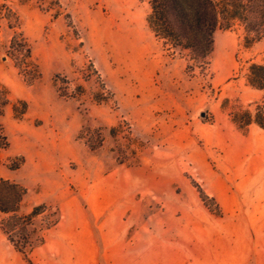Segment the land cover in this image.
<instances>
[{
    "label": "rangeland",
    "instance_id": "rangeland-1",
    "mask_svg": "<svg viewBox=\"0 0 264 264\" xmlns=\"http://www.w3.org/2000/svg\"><path fill=\"white\" fill-rule=\"evenodd\" d=\"M4 2L20 16L42 77L29 84L14 66L8 56L13 31L3 12L0 83L29 109L23 119L10 108L1 118L11 145L0 152V174L27 188L20 213L47 203L60 214L43 232L45 251L35 246L36 256L113 264L118 246L134 238L136 200L148 203L137 215V228L147 222L154 235L166 232L176 241L181 211H168L163 198L196 196L209 211L192 180L211 195L200 170L215 167L222 156L208 136L232 124L233 104L247 106L262 97L243 74L248 61L262 60L264 39L247 49L242 26L217 29L209 65L188 71L190 52L168 49L149 28L150 0H62L57 18L40 7L49 0ZM57 73L69 78L71 91L80 84L85 93L61 96L53 83ZM102 82L109 100L98 103L93 96ZM16 156L24 163L11 169L8 158ZM54 216L36 218L38 234Z\"/></svg>",
    "mask_w": 264,
    "mask_h": 264
},
{
    "label": "trees",
    "instance_id": "trees-1",
    "mask_svg": "<svg viewBox=\"0 0 264 264\" xmlns=\"http://www.w3.org/2000/svg\"><path fill=\"white\" fill-rule=\"evenodd\" d=\"M29 0H20L27 3ZM45 10H54L53 18L62 14V0H49ZM151 11L147 15V24L155 37L171 50H188L190 61L187 70L196 66L204 69L209 65L210 55L214 49V35L217 29H233L240 25L244 29L243 47L252 48L264 39V0H150ZM5 12L8 26L13 31L8 47V56L19 73L29 84L42 77V72L36 61L32 46L21 28L18 13L5 2L0 5V15ZM67 17L71 18L70 14ZM244 67L241 68L243 71ZM94 73H97L94 70ZM99 77V76H98ZM243 77L246 84L260 90L262 97L247 106L233 104L229 115L239 131L246 134L250 125L256 124L264 130V56L262 60L248 61ZM61 82V83H60ZM53 83L58 93L64 97H79L85 93V88L78 84L70 90L71 81L66 75L57 73ZM63 83V84H62ZM101 91L94 93L98 103L108 102L104 95L105 84L101 83ZM230 100L222 104L227 108ZM11 109L17 119H23L28 112L26 100L15 98L4 84L0 83V152L9 149L11 142L6 133L1 118ZM8 167L18 169L23 163V157L8 158ZM2 160L0 158V166ZM200 198L209 211L217 216L224 212L215 199L203 187L192 180ZM27 188L22 184L5 178L0 174V227L8 241L18 251L28 264H35L30 254L35 246L45 243L44 231L55 226L60 220L59 212H54L51 205L41 203L33 207L27 214L20 213L22 202L27 194ZM54 216L38 229L35 220L38 216Z\"/></svg>",
    "mask_w": 264,
    "mask_h": 264
},
{
    "label": "crops",
    "instance_id": "crops-1",
    "mask_svg": "<svg viewBox=\"0 0 264 264\" xmlns=\"http://www.w3.org/2000/svg\"><path fill=\"white\" fill-rule=\"evenodd\" d=\"M208 142L221 150L222 159L215 167L205 165L200 174L209 182L210 194L224 215L200 208L196 196L189 199L176 193L163 198L168 211H181L182 226L177 240L172 241L166 232L160 236L150 232L147 222L137 228V215H142L140 211L146 210L148 203L136 200L132 207L136 222L130 224V228L134 225V238L128 245L118 246L119 256L113 264H174L175 256L176 264H264V130L252 124L244 134L232 122L216 128ZM174 202L177 209L169 207ZM185 230L190 235L187 239L181 238ZM44 236L46 242L40 247L45 251L48 238ZM36 248L32 256L40 264H90L88 258L74 261L70 256L50 254L40 258ZM0 264H27L1 227Z\"/></svg>",
    "mask_w": 264,
    "mask_h": 264
},
{
    "label": "water",
    "instance_id": "water-1",
    "mask_svg": "<svg viewBox=\"0 0 264 264\" xmlns=\"http://www.w3.org/2000/svg\"><path fill=\"white\" fill-rule=\"evenodd\" d=\"M204 115V114H203Z\"/></svg>",
    "mask_w": 264,
    "mask_h": 264
}]
</instances>
